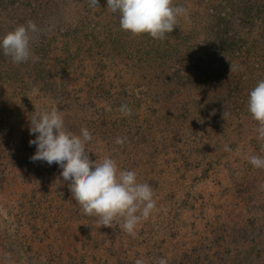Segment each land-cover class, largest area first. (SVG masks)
Instances as JSON below:
<instances>
[{
	"label": "rangeland",
	"instance_id": "1",
	"mask_svg": "<svg viewBox=\"0 0 264 264\" xmlns=\"http://www.w3.org/2000/svg\"><path fill=\"white\" fill-rule=\"evenodd\" d=\"M53 1L0 0V40L29 21L39 29L31 33L35 62L14 64L0 50V264H39V258L46 262L50 257L57 264L55 254H63L64 260L72 255L75 263L83 264H135L137 259L157 264L161 257L167 264H182L184 254L210 246L211 231L229 219L226 213L235 205L233 215L241 224H255L245 227L247 240L230 246L239 251L255 248L250 239L263 225L264 189L256 184L240 193L231 173L247 185L243 176L254 169L248 157H264V141L258 140L257 122L248 111L250 91L264 80V0H173L187 10L167 34L168 42L180 44L176 61L173 66L157 61L152 67L139 59L154 58L147 46L159 40L123 31L119 13L107 8V0H99V7H91L89 0H58L59 6ZM32 9L38 10L33 20L26 15ZM242 10L251 17L235 22L231 13ZM93 23L102 29L109 53L96 48L86 34ZM238 32L243 39L235 43L241 46L224 48L222 38ZM149 78L155 99L145 106L141 96ZM229 93L232 97L226 98ZM122 104L132 109L131 116L121 114ZM53 106L76 135L90 123L87 129L97 144L96 152L86 146L90 159L110 156L121 170L135 171L139 182L155 187L156 210L138 225L135 238L121 224L102 227L83 219V210L80 219L65 211L76 203L60 177L62 169L46 163L38 176L27 163L36 146L30 149L22 139L29 133L33 112ZM157 108L169 112L167 123L182 126L181 132H169L165 125L159 131L151 113ZM117 137L125 140L123 145L115 143ZM187 149L192 159L210 163H204L207 176L201 180L194 161L186 166L182 160ZM16 158L22 164H16ZM44 186L50 211L47 204L29 205L34 202L30 195L39 198ZM246 194L259 197L263 206L249 210Z\"/></svg>",
	"mask_w": 264,
	"mask_h": 264
},
{
	"label": "clouds",
	"instance_id": "2",
	"mask_svg": "<svg viewBox=\"0 0 264 264\" xmlns=\"http://www.w3.org/2000/svg\"><path fill=\"white\" fill-rule=\"evenodd\" d=\"M89 2L91 7H99V0ZM107 8L119 13L123 31L134 37L146 34L160 41L177 28L179 18L187 16V10L174 5L173 0H107ZM38 30L31 21L16 27L0 40V50L14 64L35 62L38 57H34L31 50V33ZM119 111L123 116L132 115L127 104H122ZM248 111L257 122L258 140L264 141V80L258 81L250 91ZM29 133L36 137L29 141L36 146L30 160L43 161L49 166L57 164L62 169L60 177L67 182L72 197L85 215L96 217L102 227L121 224L128 235L136 237L138 225L147 221L157 207L148 183L139 182L135 171L121 170L110 156L90 159L86 145L93 139L91 132L81 128L80 135H76L68 130L58 107L34 111ZM124 142L120 137L115 141L119 145ZM248 161L254 168L264 169V157L251 155ZM135 264H144V261L137 259ZM157 264H167V260L161 257Z\"/></svg>",
	"mask_w": 264,
	"mask_h": 264
},
{
	"label": "trees",
	"instance_id": "3",
	"mask_svg": "<svg viewBox=\"0 0 264 264\" xmlns=\"http://www.w3.org/2000/svg\"><path fill=\"white\" fill-rule=\"evenodd\" d=\"M53 3H56V6H59V2L57 1H53ZM55 7V6H53ZM38 10L36 9H32V11L27 12V17H31L32 20L34 19V17H37ZM235 13H231V17H234L233 19L236 21H241V23L244 22L245 18L246 19L249 17H251L250 15H248L247 12H244V10L236 12L233 11ZM240 17V18H239ZM225 19V18H224ZM247 21V20H246ZM95 24V25H94ZM40 27L43 29L45 27V25H43L42 23H40ZM84 28V25H83ZM100 28V27H99ZM98 26L96 23H93L91 27H86V34H88V37L92 39V41H94V44H96V48L101 49L107 53H109V47L108 45L105 43V41H103L104 36L100 33L102 31V29L99 31ZM104 30V29H103ZM42 35L46 34V30L41 32ZM236 38V39H235ZM238 39H243L241 32L238 33H233L232 35H227L226 37L222 38V43H223V47L225 48L226 46H228L230 49L235 48V47H240L241 44H237L236 45V41ZM168 37H166L165 40L163 41H158V44H151L147 46V51L146 52H152V54H149L150 56H154V58L151 57H147L149 60L148 62L145 61L146 59L140 60V62H142L144 65H148L150 67H152V65L154 64V62L157 61H162V63L171 65L173 66L174 62L176 61V57L175 55L178 54L177 49L178 47H176L178 44L177 42L171 43L170 41L168 42ZM236 40V41H235ZM150 42V41H149ZM162 44V45H161ZM201 52V51H198ZM143 58V56L141 57ZM69 62V61H68ZM153 62V63H152ZM230 64V63H226ZM229 66V65H228ZM63 70H65V68L63 67ZM169 78H166V82L168 81ZM148 81V82H146ZM146 83L148 84H153L152 78L146 79ZM148 84V87H149ZM234 86H230V88H233ZM145 95L142 94L141 98H142V103L145 104V106H148V103H152V101L155 99L153 94H152V90L151 87L146 88V91L144 90ZM157 95V94H156ZM232 97V95L229 93L226 98H230ZM194 107L192 106H188V110L193 109ZM239 112V111H238ZM152 117L154 120V123L156 125V128H158L159 131L164 130L165 128H163V126H167V130L170 132V128H171V132H175L176 135L178 134V132H181L182 126H178L177 129L174 127H170L171 125H169L165 119V115L169 112H164L161 109H154L152 112ZM249 116L251 118V114L249 113ZM187 118V117H186ZM252 119V118H251ZM164 120V123H163ZM198 120L201 121V119L198 117ZM202 122V121H201ZM90 123H87L85 126H88L86 128H90L89 127ZM92 124V123H91ZM93 125V124H92ZM144 132H147V129H144V125H142ZM138 127L140 128V126L138 125ZM181 127V128H180ZM179 128V129H178ZM153 131V128H152ZM189 137H191L189 135ZM35 136L30 135V133H28L27 136H24V138L22 139V142H28V148L30 147V149L32 147H35V145H30L29 141L35 139ZM145 139V138H143ZM184 140V138H183ZM12 145H15V143H11ZM87 147H91L92 149H88V151L90 152H96L97 150V144L96 141L92 139V141L90 143H88L86 145ZM95 147V148H94ZM194 147V146H193ZM260 147H263V144L260 143L258 145V149L260 150ZM36 148V147H35ZM186 148H189L188 146ZM36 150V149H34ZM10 152V151H9ZM89 152V154H90ZM190 152V149H187L183 152L182 154V160L185 163V165H191L189 162L194 161V166L193 168L198 170V180H201L204 178V176H207V169L203 168L204 163L205 164H210V163H206L204 162L205 160H203L200 156L205 154V151H199L200 153V159H192L191 156H188V154ZM3 153V152H2ZM2 153L0 152V155H2ZM12 154V153H10ZM4 155V153H3ZM14 155V154H12ZM222 156V155H221ZM30 157H32V155H28L27 156V163H29L30 165H34L35 166V172L38 176H42V170H40V167L44 168V165L46 164V162L43 161H36V162H32L30 160ZM223 157V156H222ZM221 157V158H222ZM1 158L0 157V166H1ZM21 159L16 158L15 159V163H21ZM22 164V163H21ZM56 166L57 164L53 163L50 167ZM9 167V166H8ZM192 168V169H193ZM251 168H253V166H251ZM8 169V168H7ZM46 172H49L46 169H43ZM206 171V172H205ZM250 173V174H249ZM249 173L245 174L243 176V180L248 181L247 185L240 183L238 176L236 175V173L232 172L231 174L234 175V181H236L237 183L235 184L234 189L236 191H239L240 193H242L244 190L245 191H251L253 185H260L263 189H264V169H257L254 168L253 170H251ZM196 177V175H195ZM260 182V183H257ZM154 185H156L157 183H153ZM153 189H155L154 186L150 185ZM60 191H58L57 193L59 194L58 197L60 196L61 200L63 198L62 201L67 202L66 198H64L60 193ZM56 193V194H57ZM30 196H32V198H30V200H34L31 201V203L29 204L30 206H32V208H38L39 206L46 205L47 204V199L50 201L49 195L47 194V188L46 186H44V188L42 189V194L39 198H37V196L35 195V193H32ZM246 201L249 207V210H253L258 208L257 210H259L263 205L262 203H260V199L259 197H257L256 195L250 196L246 194ZM75 201V200H73ZM40 204H37V203ZM72 202H70L71 205ZM75 206L71 207L69 210H65V211H71L74 215H76V217L78 219H80V210H82V208L79 206V204L75 201ZM49 204V203H48ZM47 206V210H49L48 206ZM183 205H187L185 202ZM60 208H63V206L59 205ZM188 206V205H187ZM189 207V206H188ZM192 208V207H189ZM238 211L237 206H233L232 210L230 212L226 213V217H229L228 220H221L218 225L216 227L213 228V231H211L212 233V237L210 238L211 240V244L209 245H203V247L201 248V250L198 251V248H194L193 250L190 251V254H184L181 259H186L185 262H183L182 264H264V218H263V225L259 230H255L256 233L258 234V236H256V238L254 240L250 239V241L252 242V244H255L256 247L248 250V251H239L238 247H231L230 245H235L236 243H238L239 240H247V235L246 233H248L247 228L245 229V227L247 226H253L251 225L252 223H254L255 221L252 220H248L247 222L245 221V223L243 222L241 224V222L238 220V218L234 217L233 212L236 213ZM63 211L59 210L58 214L60 215ZM262 213H264V207H262ZM45 217V216H44ZM83 219H93L94 221H97L96 217H90L87 216L83 213ZM48 222H51L54 224L55 221L49 220ZM235 222V223H234ZM234 223V224H232ZM250 225H249V224ZM255 224V223H254ZM87 238V237H86ZM89 238V237H88ZM88 240V239H87ZM91 238L88 240L90 241ZM223 242H225V246H222ZM97 242H94L93 244H95ZM48 248V247H47ZM75 253H78V251H76V249L74 250ZM203 253V254H202ZM159 257H161L160 254H157ZM56 258H58V262L57 264H83L84 260L79 261V263H75V258L72 255H69L68 260H64L65 258L63 257V254H55L54 255ZM150 256V255H149ZM157 256V257H158ZM204 259V260H203ZM54 262L53 258H48V260L45 262V259L43 258H39V264H52Z\"/></svg>",
	"mask_w": 264,
	"mask_h": 264
}]
</instances>
